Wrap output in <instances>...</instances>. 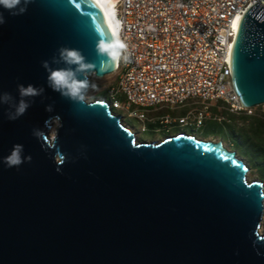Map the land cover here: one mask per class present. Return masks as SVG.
Wrapping results in <instances>:
<instances>
[{"label": "water", "instance_id": "95a60500", "mask_svg": "<svg viewBox=\"0 0 264 264\" xmlns=\"http://www.w3.org/2000/svg\"><path fill=\"white\" fill-rule=\"evenodd\" d=\"M0 12V93L18 102V84L45 89L15 121L0 105V264H264V182L247 180L235 150L184 132L138 142L105 98L75 103L48 87L42 61L66 67L51 64L61 47L95 63L96 78L114 73L96 51L112 35L92 0H32L24 15ZM230 74L243 106L264 104L257 3L239 24ZM55 115L52 132L44 122ZM15 144L32 160L8 168Z\"/></svg>", "mask_w": 264, "mask_h": 264}, {"label": "built area", "instance_id": "2783aa9c", "mask_svg": "<svg viewBox=\"0 0 264 264\" xmlns=\"http://www.w3.org/2000/svg\"><path fill=\"white\" fill-rule=\"evenodd\" d=\"M108 1L116 35L132 52L130 63L116 65L117 85L109 89L107 100L112 111H125L128 118L143 124L142 132L147 125L200 129L207 120L221 121L212 116L211 108L264 118V104H241L230 74L239 24L253 4L264 11V0ZM120 95L124 104L117 99ZM188 101L199 108L178 118L161 114ZM121 119L124 123L125 118Z\"/></svg>", "mask_w": 264, "mask_h": 264}, {"label": "clouds", "instance_id": "9594fccd", "mask_svg": "<svg viewBox=\"0 0 264 264\" xmlns=\"http://www.w3.org/2000/svg\"><path fill=\"white\" fill-rule=\"evenodd\" d=\"M32 0H0V8L8 11L11 16L24 15ZM7 22L3 12H0V25ZM97 54L101 57H106L107 62L113 65H118L121 62L127 64L132 61V52L129 44L121 39L118 35H114L110 40L100 39L96 44ZM63 63L66 67L53 68L50 62L42 61V67L47 71V84L54 92H58L63 98L75 102L84 103L86 94L90 88H95L96 85L89 79L90 74L96 69V64L86 60L85 56L79 49L70 47H61L58 49V54L51 59V64L59 65ZM105 61H101L104 64ZM83 77V78H81ZM20 99L15 101L14 97L8 93H0V105H8L6 112L7 119L15 121L23 116L27 109L31 106L29 99L37 96L44 97V87H35L32 84L24 86L17 85ZM52 104L45 107L46 112H53ZM45 127L51 128L53 124L60 125L61 117L59 115L50 116L45 120ZM33 135L39 139L44 136L41 129H33ZM24 146L22 144H15L11 153L4 157L3 163L8 167L19 168L25 162H31V155L24 156ZM63 160V157H61ZM59 172L60 169L58 168Z\"/></svg>", "mask_w": 264, "mask_h": 264}, {"label": "rangeland", "instance_id": "374dc122", "mask_svg": "<svg viewBox=\"0 0 264 264\" xmlns=\"http://www.w3.org/2000/svg\"><path fill=\"white\" fill-rule=\"evenodd\" d=\"M89 79L92 83L96 85V87L94 89L90 88L88 90L86 94V100L91 101L94 100L95 98H105L106 100L110 101L108 91L110 88L116 87L117 74L113 73L101 79L96 78L93 75H90ZM192 103H193L192 101H188L184 107H181L176 110L167 108L163 110L161 114H167L170 115L171 117H176V118L185 116L187 113L199 108L198 106L192 105ZM133 108L134 107H132V109ZM116 112L117 114L125 118L124 119L125 125H129L132 127L131 131L134 132L136 140L138 142L161 141L164 137L168 135H174L179 132H184L186 134H193L198 139H205V140L209 139L215 141L221 140L229 150H234L229 144L231 135L221 121H217L215 124H212L211 122H205L200 129H195L188 126L184 127L179 124H171L169 126L158 127V128H153L152 126L147 125V131L142 132L141 131V128L143 126L142 123H140L134 118H128L127 113L123 110H118ZM56 127L57 125L53 124L52 132H54ZM247 180L251 182L253 180H257V177L248 173ZM260 232L264 233V220H262Z\"/></svg>", "mask_w": 264, "mask_h": 264}, {"label": "trees", "instance_id": "16d2710c", "mask_svg": "<svg viewBox=\"0 0 264 264\" xmlns=\"http://www.w3.org/2000/svg\"><path fill=\"white\" fill-rule=\"evenodd\" d=\"M118 80V76L116 82ZM121 103H125L124 96H118ZM212 116L221 117V122L229 131L230 146L237 155L245 160L249 173L264 182V118L258 116L233 115L225 111L211 108ZM206 122L215 124L217 120Z\"/></svg>", "mask_w": 264, "mask_h": 264}, {"label": "bare ground", "instance_id": "6f19581e", "mask_svg": "<svg viewBox=\"0 0 264 264\" xmlns=\"http://www.w3.org/2000/svg\"><path fill=\"white\" fill-rule=\"evenodd\" d=\"M92 2L101 13L113 38V36L116 35V26L111 12V3L108 0H92Z\"/></svg>", "mask_w": 264, "mask_h": 264}, {"label": "snow or ice", "instance_id": "6c2138e0", "mask_svg": "<svg viewBox=\"0 0 264 264\" xmlns=\"http://www.w3.org/2000/svg\"><path fill=\"white\" fill-rule=\"evenodd\" d=\"M237 20H239V17H237ZM233 27H236V24H234Z\"/></svg>", "mask_w": 264, "mask_h": 264}]
</instances>
